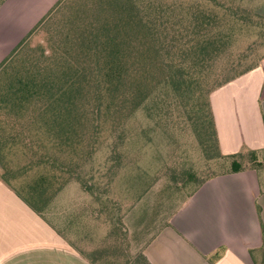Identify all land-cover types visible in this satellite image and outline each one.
Listing matches in <instances>:
<instances>
[{
  "label": "trees",
  "instance_id": "1",
  "mask_svg": "<svg viewBox=\"0 0 264 264\" xmlns=\"http://www.w3.org/2000/svg\"><path fill=\"white\" fill-rule=\"evenodd\" d=\"M214 1L57 3L0 68V180L46 218L53 198L75 179L95 199L99 218L106 216L102 194L88 186L80 172L83 156L91 158L96 152L99 123L110 121L114 133L116 126L140 110L165 103L162 98L171 94L191 102L197 131L208 135L218 157L230 161V171L205 179L197 189L221 174L258 171L253 164L264 150L221 153L211 94L259 65L264 55L255 64L232 66L222 79L217 71L235 25L257 26L256 19L263 17L233 4L223 9ZM59 9L66 13V32L50 43L49 56L44 51L43 59H35L27 40ZM21 180L27 182L17 188L14 183ZM115 222H106V246L112 250L124 248L127 232L123 222ZM85 250L81 252L87 259L101 264L91 256L97 248L89 249L91 255ZM126 264L150 262L141 253L127 258Z\"/></svg>",
  "mask_w": 264,
  "mask_h": 264
},
{
  "label": "crops",
  "instance_id": "2",
  "mask_svg": "<svg viewBox=\"0 0 264 264\" xmlns=\"http://www.w3.org/2000/svg\"><path fill=\"white\" fill-rule=\"evenodd\" d=\"M60 1L44 0L39 8H28L29 0L0 4V68ZM39 10L40 21L24 28V16ZM263 86L264 57L255 69L212 92L223 155L264 150ZM80 211L78 217L67 214L62 233L0 180V264H93L81 251L98 248L105 225L95 202L86 201ZM125 222L131 237L143 236L133 239V246L138 244L150 264H264V178L257 170L221 174L163 222L135 229Z\"/></svg>",
  "mask_w": 264,
  "mask_h": 264
},
{
  "label": "rangeland",
  "instance_id": "3",
  "mask_svg": "<svg viewBox=\"0 0 264 264\" xmlns=\"http://www.w3.org/2000/svg\"><path fill=\"white\" fill-rule=\"evenodd\" d=\"M177 1L180 5H187L202 0ZM43 2L29 0L28 8L38 7ZM212 3H218L217 6H223V9L233 4L240 11L263 17L256 19L257 26L235 25L233 41L226 44L217 69L221 71L219 77L222 79L231 73L232 66L241 68L248 63L255 64L264 55V0H216ZM24 5L26 8L27 2ZM65 15L59 9L28 38L26 47L32 50L35 59H43L44 51L49 56L53 45L50 43L58 41L59 36L66 32L63 24ZM40 19V10L34 16L25 15L24 28L33 26ZM162 99L165 103L151 105L150 110L138 111L126 124L116 126L114 133L110 121H103L102 125L99 123L96 152L91 158L83 156L85 165L83 163L80 171L81 178L102 194L100 204H103L106 213V216L100 217L106 229L104 227L103 232L99 233L97 253L89 249L85 252L88 255L93 253L91 256L101 264L104 261L126 264L127 258L141 255L140 247L138 244L137 247L133 246V241L143 240V236L136 232L132 237L126 232L124 248L109 249L105 241L110 231L106 222H123L127 228V219L132 229L143 222L144 225L163 222L202 181L230 171V161L218 157L208 141V135L197 131L193 112L190 111L191 102L172 94ZM258 156V162L253 165L264 178V151ZM248 160L253 163L252 159ZM75 175L77 177V173ZM21 181H15L14 185L23 187L27 181ZM81 184L75 179L66 184L44 213L62 233H67V214L76 213L78 217L86 201L94 203L95 199L82 191ZM120 228L123 230V227Z\"/></svg>",
  "mask_w": 264,
  "mask_h": 264
}]
</instances>
